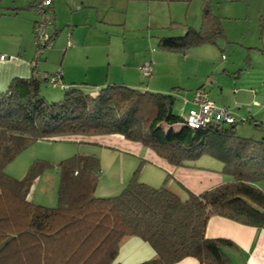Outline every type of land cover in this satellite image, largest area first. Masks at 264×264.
<instances>
[{
    "label": "trees",
    "instance_id": "trees-1",
    "mask_svg": "<svg viewBox=\"0 0 264 264\" xmlns=\"http://www.w3.org/2000/svg\"><path fill=\"white\" fill-rule=\"evenodd\" d=\"M201 1L199 30L158 38L159 48L185 51L224 37L221 16L210 0ZM31 69L29 77L13 78L0 91V264H113L130 237L146 241L155 252L138 264H174L186 257L232 264L227 250L234 243L207 238L208 219L221 216L264 227V189L256 187L264 179V138L240 137L235 123L165 133L160 124L182 123L173 112L174 98L125 85H106L94 95L66 86L62 100L48 102L41 95L48 75L41 79L37 68ZM142 104L151 114L147 125L139 120ZM78 134L138 141L174 166H192L187 161L207 155L223 164L221 172L230 180L181 199L165 184L154 188L133 176L118 195L97 198L100 159L77 153L59 162L57 205L46 207L28 197L42 163L31 165L20 179L5 173L33 142Z\"/></svg>",
    "mask_w": 264,
    "mask_h": 264
},
{
    "label": "rangeland",
    "instance_id": "rangeland-1",
    "mask_svg": "<svg viewBox=\"0 0 264 264\" xmlns=\"http://www.w3.org/2000/svg\"><path fill=\"white\" fill-rule=\"evenodd\" d=\"M6 1H0V8L9 5ZM79 1H77V4H79ZM96 1L101 2L100 6L102 8L108 6L103 13L105 21H102L103 23L99 21L93 23L94 28H98L101 34L97 32L88 35V38L91 37L90 43L97 51L96 59L101 60L99 65L102 78L108 72V50L112 61L111 70L117 68L116 70L120 71L122 61L125 60L128 63L127 72L129 74L130 62L135 59L150 61L151 75L143 77L137 69L134 86L148 92L171 95L174 98L173 112L181 119L186 118L189 110L195 108L185 103V98L188 97L186 100H190L193 92L199 89L198 87H202L206 90L212 102L229 110L236 120L247 118L246 122H233L237 124V135L257 140L264 138V121L260 122L259 127H256L252 123L256 120L247 116L242 118L239 113L241 110L235 109L239 88H243L249 83H254L256 91L264 95V47H258L260 45V41H258L259 31L255 33V28L250 29L249 22L236 20L241 18L246 10L245 0H240L234 5L221 2V0H210L212 9L217 12L218 8L222 17L225 16L221 13L222 8L228 4L236 19L221 17L224 37H218L212 43L190 47L185 51L163 50L158 47L157 41L161 37L181 36L188 28L199 30L201 25V0ZM249 1L252 2L253 0ZM13 3L25 4V0H13ZM70 3H72L71 0L68 2L67 11L74 13L77 5H71ZM93 11L95 12V9ZM59 37L60 35L57 39ZM60 59L61 57L53 60L54 62L43 61L39 64L40 74H46L43 73V70L52 72L50 71L52 69L53 72H56L63 69L68 60L65 61L64 65V62H60ZM76 60L73 57L68 64L76 75L78 74L76 78H79L77 82L79 83L80 80H84L87 72L90 75L91 72L90 70L87 71V66L85 67V63L82 62L74 67ZM250 65L251 69L248 68ZM43 67H46V69H43ZM41 75L38 76L42 79ZM63 84L67 86V84ZM79 86L84 92H89L84 85L79 83ZM63 93L62 89L53 87L50 83L41 86V95L48 102H59L62 100ZM91 95L94 94L91 93ZM140 107L139 120L142 122L141 125H147L150 121L149 118H151L149 117L151 114L149 113L148 104H142ZM262 108H264V103H262ZM182 123L171 126L160 124L159 127L168 133L171 128L173 131L175 129L178 131L183 126ZM95 136L98 137V135H67L33 142L19 152L6 165L4 171L8 175L20 179L26 174L31 165L36 162L42 163L44 165L43 170L33 183L28 197L35 204L46 207L57 205V191L60 180L59 162L82 152L87 154V152L93 151L100 159L101 173L94 192V196L97 198H109L118 195L133 176L138 182L158 188L160 183L158 170L147 161H144L146 159L144 151L148 147L143 144V149L101 147L103 145L93 143L96 142L93 140ZM123 139L125 138L123 137ZM187 163L209 169L222 167L221 162L207 155L201 156L195 161H187ZM227 178L225 180L230 179ZM256 183V187L264 189V179ZM184 196L180 195L179 197L183 198Z\"/></svg>",
    "mask_w": 264,
    "mask_h": 264
},
{
    "label": "crops",
    "instance_id": "crops-1",
    "mask_svg": "<svg viewBox=\"0 0 264 264\" xmlns=\"http://www.w3.org/2000/svg\"><path fill=\"white\" fill-rule=\"evenodd\" d=\"M36 1L38 0H25V4H17L13 3V0H7L6 3L9 5L5 8H0V55L6 56L3 60H0V91L4 90L13 78H27L31 75L32 69L30 61L35 51L33 44V27L37 20V16L33 11V5ZM69 1L70 0H53L52 2L51 9L55 21L54 25L49 28V32L54 37V44L50 49L44 52L39 64L43 61L54 62L53 60H57L61 57L62 60L60 59V62H64L65 65L66 60L70 63V59L75 57L77 60L74 67L82 62L85 63V67L87 66V71L90 70L91 72L90 75V73L86 71V77L79 82L86 87L87 91H89L88 93L94 94L98 88L105 84H119L132 88H139L138 86H134V82L136 81L134 78H137V69L139 70V67L146 60L141 61L135 59L130 62L129 74L127 72L128 63L125 60L122 61L120 71L116 70L117 68L111 70L112 61L110 51L108 50V72L104 78L101 77L99 65L101 60L98 61V59H96L97 51L90 43L91 37L88 38V35L89 33H100L98 28H94L93 23H97L96 21H105L103 13L108 6L102 8L100 6L101 2H97L96 0H80L78 2L79 4H77L78 0H71L72 3L70 4L77 5V7L74 13H69L67 11ZM239 1L240 0H221V2H227L228 4L232 3L233 5ZM245 3L246 10L245 12L242 11L244 14L241 18L236 19V17L233 16L228 4L223 6L221 13L225 15L223 17L226 19L249 22L250 29L255 28V33L259 31L258 41H260V45H258V47H264V0H253L252 2L245 0ZM93 9H95V12ZM217 12L216 13L222 17V15L219 14L218 8ZM59 35L60 37L57 39ZM67 36L72 39V46L70 47L66 45ZM68 62L66 66L61 69V81L67 84V86L80 87L79 83H77L79 78H76L78 74L76 75ZM248 68L251 69V65L250 67L248 66ZM43 69H46V67H43ZM39 70L40 68L38 65L36 69L37 76L41 75ZM50 71L53 72L52 69ZM52 72H45L43 70V73L46 74L41 76L45 78L47 75L54 73ZM254 87L256 88L254 83H249L247 86L239 88L235 109L241 110L239 113L242 118L247 116L260 123L264 121V108H262L264 95H261ZM187 98L188 97L185 98V103L192 106V97L190 100H186ZM249 105L251 107H248ZM180 129L181 128H179V130ZM178 131L176 129L174 130V132ZM93 140L96 141L93 143L103 145L101 147L112 146L133 149H143L144 147L142 143L131 142L123 139V137L119 135H98V137L95 136ZM144 152L146 157L144 161H147L159 172L157 173L159 174L158 179L160 181L158 185L162 186L165 184L166 187L178 197L180 195H185L183 198L179 197L181 199L186 198L188 192L199 194L220 183L230 180L228 179L230 178L228 174L221 172L223 164L221 168L213 169L193 166L194 164L186 167L174 166L169 164L165 159L157 156L151 149L146 148ZM82 153L86 154L84 152ZM87 154H95V152L91 151L87 152ZM166 176L169 180L167 178L165 179ZM226 178L228 180H225ZM161 179L163 180L161 181ZM205 236L207 238H224L234 243L235 246L227 250L232 264H264V227L244 225L225 217L212 216L208 219L205 226ZM154 256V250L146 241L138 237H131L121 243L114 264H138L152 259ZM174 264L202 263L193 257H186Z\"/></svg>",
    "mask_w": 264,
    "mask_h": 264
},
{
    "label": "built area",
    "instance_id": "built-area-1",
    "mask_svg": "<svg viewBox=\"0 0 264 264\" xmlns=\"http://www.w3.org/2000/svg\"><path fill=\"white\" fill-rule=\"evenodd\" d=\"M53 0H38L33 5V11L37 16V20L33 27V44L35 47L34 56L30 61L31 68H37L42 55L54 44L52 34L49 32V28L53 25L54 14L51 9ZM67 47L72 46V39L67 36ZM5 56L0 55V60H3ZM139 71L143 77H149L151 75V63L145 61L140 67ZM61 70H57L53 74L48 75V82L53 87L60 89H66V86L61 81ZM191 104L193 107L189 110L186 118H183L182 125L191 129L203 128L209 124H232L234 121L246 122V119L236 120L233 114L222 107L217 106L209 99V95L204 88H199L194 91ZM255 126L259 122H252Z\"/></svg>",
    "mask_w": 264,
    "mask_h": 264
}]
</instances>
